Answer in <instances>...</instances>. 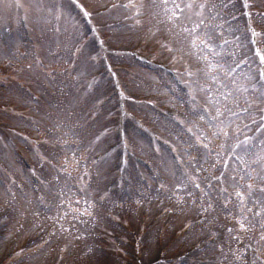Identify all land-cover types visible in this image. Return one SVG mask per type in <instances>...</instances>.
<instances>
[{
  "label": "rangeland",
  "instance_id": "1",
  "mask_svg": "<svg viewBox=\"0 0 264 264\" xmlns=\"http://www.w3.org/2000/svg\"><path fill=\"white\" fill-rule=\"evenodd\" d=\"M153 2L81 0L92 13L88 18L82 12L77 14L69 0H0V264H126L127 261L123 262L114 254L109 257L97 248L99 240H89L85 245L90 235L81 236L76 227L84 230L91 220L85 216L88 220L82 221L77 218L78 213L76 216L69 213L68 200L66 202L58 194L54 199L57 206L51 210L46 203L42 204L44 198L53 197L49 191L53 185H47L48 181L53 184L51 178L53 172L56 174V170L50 167L52 158L47 160L44 157L50 153L48 149L51 147L47 138L59 137V130L69 113L63 111L59 96L60 89L68 93L72 83L60 78L58 67L61 70L70 68L74 73L87 76L102 64L104 50L101 47L104 43L106 46V42L111 50H133L143 61L140 65L144 69L136 64L140 59L122 55L125 60L120 61L121 57L113 56L115 61L125 64L122 66L124 78L133 75L127 80L132 93L143 99L155 98L156 107L160 105L168 113L158 110L157 114L154 111L153 115L157 117L154 119L150 108L138 107V110L150 117L153 126L169 127V109L173 107L175 110L178 98L174 102L170 96L172 88L165 74L174 66L169 57V47L182 48L180 27L168 19L163 8L154 7ZM155 2L160 3V0ZM129 4L143 5L139 18L135 16L134 7H125ZM95 24H101L99 28L103 26L105 30L98 32L104 36L101 46V42L99 44L96 40V31L91 29L95 30ZM19 57L24 59L21 64L17 63ZM93 76L94 85L102 81L98 73ZM78 82L76 91L80 94L73 111L80 122L88 112L89 103L82 99V82ZM35 95L38 99L33 102ZM71 121L75 122L70 120L68 123ZM70 126L68 134L75 135L73 130L78 125L71 123ZM149 129L154 130L150 125ZM90 134L91 126L81 128V137H89ZM118 149L117 160H120L121 157L129 159L131 152L138 157L146 147L143 143L135 147L131 140H127ZM165 149L168 150L167 147ZM94 156L92 154L89 160L93 161ZM34 178H42L43 181L40 183ZM18 181L22 183L21 187ZM54 191L56 195L55 184ZM61 211H65L66 216L56 217ZM58 219L61 222H56ZM54 227L56 232L52 231ZM111 239H115L114 234L105 235L102 243ZM152 239L150 235L148 243ZM73 244L77 245L76 250ZM151 245L148 244L147 256L158 250ZM138 250L142 256L145 248L139 246ZM121 253L127 257L128 252L126 255ZM263 256L259 255L253 262L264 264ZM133 261L128 262L132 264Z\"/></svg>",
  "mask_w": 264,
  "mask_h": 264
},
{
  "label": "snow or ice",
  "instance_id": "2",
  "mask_svg": "<svg viewBox=\"0 0 264 264\" xmlns=\"http://www.w3.org/2000/svg\"><path fill=\"white\" fill-rule=\"evenodd\" d=\"M260 3H264V0H242L240 8L243 12L237 16L233 14L236 4L232 0H227V3L221 0L219 4L211 5L204 0L153 2L154 7L163 8L168 19L177 22L178 26L180 17L188 22L190 27L183 29L185 39L190 49L198 51L195 68L190 67L187 71L191 79L181 81L188 88L187 99L184 100L189 105L188 114L184 119L173 117L166 128L177 143L186 146L189 163L183 169L181 184L185 187L191 184L203 194L199 200H192L193 205L199 204V213L223 211L226 218L235 221L225 227L229 236H235L237 241L241 240L242 233L253 231L257 226L264 229V28L259 27L264 24V12L256 10L260 9ZM69 4L77 14L82 12L84 17L91 18L92 13L81 0H69ZM60 7L62 9L63 5ZM125 7H134L137 18L142 15L140 9L143 5L129 4ZM209 9H227L231 21L237 22L233 25L227 21L228 32L234 38L232 55L238 56L231 65L226 66L221 59H217L222 57V45L229 43L223 38L219 26H204V13ZM241 15L244 17L243 29L239 27ZM76 51L79 52V49ZM169 51L175 49L169 47ZM257 60L260 62L259 79L248 75L238 83L236 70L242 64L248 65ZM257 114L259 121L253 119ZM241 120H249L255 125L256 135L249 136L242 131ZM177 122L182 126L179 129L176 128ZM243 128L252 130L248 123ZM185 133L188 139L182 140ZM217 140L222 142L220 151L214 147ZM163 143L175 151L176 144L172 141L163 140ZM193 149L201 153L199 159L192 156ZM160 150L157 144L155 151ZM227 161H233V166L229 167ZM180 163L185 162L181 159ZM164 186L160 184L161 188ZM257 191L258 196L254 195ZM188 195L192 196L193 193L189 192ZM212 219H216V216L213 215ZM260 235L264 238V231ZM237 259L242 260V257L237 256Z\"/></svg>",
  "mask_w": 264,
  "mask_h": 264
},
{
  "label": "trees",
  "instance_id": "3",
  "mask_svg": "<svg viewBox=\"0 0 264 264\" xmlns=\"http://www.w3.org/2000/svg\"><path fill=\"white\" fill-rule=\"evenodd\" d=\"M197 2H200V0H197ZM204 2H207L209 5H211L213 3L219 4L221 2V0H204ZM224 2L227 3V0H224ZM232 2L236 4L235 11L233 12V14H236L237 16H239V13L243 12V9L240 8L241 2L239 0H232ZM257 2H259V0H257ZM259 7H260V9H256V10H261L262 12H264V3H260ZM204 17H205V20H204V26L205 27L219 26V30H220V32H222L223 38L229 41L228 44L222 45V47H223L222 57H217V59H221L225 63L226 66L231 65L233 59H238V56L234 57L232 55V51H233V47H234V38L228 32L229 23L227 21H231V17H229L227 15V9H216V10L209 9V10H206L204 13ZM231 23H233V25H234L237 22L231 21ZM239 27L241 29H243V27H244L243 15L240 16ZM259 27L264 28V24H260ZM236 35H239V33H236ZM241 39H243V37ZM248 55L251 56V53L249 52ZM189 64L194 69L195 65H196V61H195V63L188 62L187 66ZM259 64H260V62L258 60L254 63L250 62L248 65L242 64L241 67L236 70L237 82L238 83L243 82L248 75L256 76L257 79H259ZM183 66L186 69L185 61L183 62ZM184 76H185V81L188 79H191L190 77L187 76V72H184ZM255 116H257V115H255ZM258 119H260V117H258ZM242 122L244 124L247 123L246 120H242ZM248 124L250 125L251 129L253 130L254 126L251 124V122H248ZM241 130L243 131L242 126H241ZM244 131L248 132V130H246V129ZM220 144H221V142H219L217 144V146L215 147L216 151H220V148H219ZM230 162L233 164V161H230ZM254 233H255L254 230L250 231L247 234H244L243 237L245 236L248 241H252L251 239L253 238ZM231 239L233 241H236L233 238H231ZM237 242H239V241H237ZM227 243H229V242H227ZM218 250H219V248H218ZM218 250H217V252H218ZM231 255H232V253L230 251V247H228V249L225 251L224 257L222 258V262H224L225 260H229ZM209 259H212V258L210 257ZM215 259L218 260V257H215ZM219 260H221V258Z\"/></svg>",
  "mask_w": 264,
  "mask_h": 264
}]
</instances>
